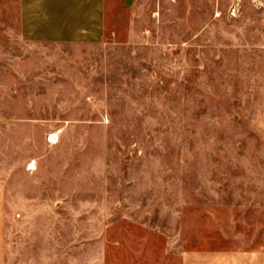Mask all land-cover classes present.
I'll return each instance as SVG.
<instances>
[{"label":"rangeland","instance_id":"rangeland-1","mask_svg":"<svg viewBox=\"0 0 264 264\" xmlns=\"http://www.w3.org/2000/svg\"><path fill=\"white\" fill-rule=\"evenodd\" d=\"M133 13L144 36L110 39L102 49V74L120 86L110 90L97 131L64 138L74 142L70 176H97V231L122 243V261L126 237L172 233L178 213L187 240L212 231L252 243L256 218L264 230L248 194L253 179L264 177V0H140ZM14 64L0 55V176L9 178L25 132L40 149L34 129L42 121L26 118L86 111L25 103L15 92ZM133 208L145 213L123 212Z\"/></svg>","mask_w":264,"mask_h":264},{"label":"crops","instance_id":"crops-1","mask_svg":"<svg viewBox=\"0 0 264 264\" xmlns=\"http://www.w3.org/2000/svg\"><path fill=\"white\" fill-rule=\"evenodd\" d=\"M139 2L0 0V55L15 57L16 94L30 104L86 106L78 114L69 107L56 118L48 113L26 118L42 121L34 129L40 131L41 144L35 147L25 132L21 144L15 143L13 177L0 176V264H264V230L257 218L250 244L212 231L195 242L183 233L181 213L174 217L172 233L147 231L146 237H126L122 261V243L97 231V215L103 214L97 209V176H70L74 142L64 141L65 132L86 136V131H97L110 90L120 86L102 74V49L110 39L144 36L146 30L135 27L140 21L133 12ZM35 56L51 59L35 64ZM70 56L76 57L72 63H55L60 57L69 61ZM50 136L59 141H50ZM81 144L83 153L86 145ZM253 185L248 194L252 192L255 212L261 216L264 177L254 178ZM130 210L123 212L145 213L143 208Z\"/></svg>","mask_w":264,"mask_h":264}]
</instances>
